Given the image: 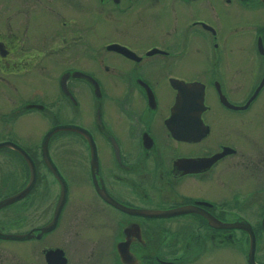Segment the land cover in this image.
I'll use <instances>...</instances> for the list:
<instances>
[{"label":"flooded vegetation","instance_id":"1","mask_svg":"<svg viewBox=\"0 0 264 264\" xmlns=\"http://www.w3.org/2000/svg\"><path fill=\"white\" fill-rule=\"evenodd\" d=\"M1 145L0 264H262L264 0H0Z\"/></svg>","mask_w":264,"mask_h":264},{"label":"water","instance_id":"2","mask_svg":"<svg viewBox=\"0 0 264 264\" xmlns=\"http://www.w3.org/2000/svg\"><path fill=\"white\" fill-rule=\"evenodd\" d=\"M52 132L48 133L45 140H44V144H43V151H44V156H45V160H46V163L48 164V166L50 167V169L53 170V172L56 173L53 165H51L50 163V160L48 159V156H47V150H46V143H47V140H49L50 136H51ZM4 145H1V147H3ZM33 167H32V174H31V180H30V184L20 193L12 196L11 198H8L6 200H4L3 202L0 203V208L3 207V206H6V205H9V204H12L14 202H17L19 201L20 199H22L30 190L31 188V185L34 181V171H33ZM54 173V174H55ZM56 177L59 179L60 176L56 173L55 174ZM60 180V179H59ZM65 198H66V189L65 187H63L62 191H61V194H60V199H59V205H58V209L57 211L60 210L62 204L64 203L65 201ZM214 228H221L217 225H212ZM53 228V227H52ZM226 228H239V229H242L243 231H245L246 233H248L250 235V241H251V244H250V250H249V253H248V263L249 264H255L254 263V259H253V254H254V250H255V243H254V234H253V230H252V227L248 226V225H239L238 227H226ZM263 228V232H264V226L262 227ZM0 238H3V239H6V240H24L26 239L27 237H19V236H15V235H6V234H2L0 235Z\"/></svg>","mask_w":264,"mask_h":264},{"label":"rangeland","instance_id":"3","mask_svg":"<svg viewBox=\"0 0 264 264\" xmlns=\"http://www.w3.org/2000/svg\"><path fill=\"white\" fill-rule=\"evenodd\" d=\"M62 154V155H64L65 153H69V159H71V157L72 156H74L73 157V160L75 159V157H76V155L75 154H77L78 153V145H77V143L75 142V143H71V144H69V147L66 149H63V146L62 145H59V146H55V145H52V147L50 148V154L52 155V157H57V155L58 154ZM69 164H71V163H69ZM65 169H66V171L68 170V168H66L65 166H63ZM12 170L10 169V168H8V170L6 169L5 170V173L9 176V174H12V172H11ZM47 179H48V181H49V183H50V197H49V199H51L52 200V198L55 196V194H56V191H55V186H53V184H55V182L50 178V177H47ZM52 185V186H51ZM52 191V192H51ZM75 192H76V189L74 188V190H73V193L75 194ZM72 193V194H73ZM262 238V237H261ZM263 239V238H262ZM264 242H262V246H260V248H259V250L258 251H260V253H263L264 254V244H263ZM230 251H233V249H229ZM231 256V255H230ZM242 256H240V258H239V261H240V263H242ZM260 262L262 263V264H264V257L262 256V254H260ZM242 264H246L245 262H243Z\"/></svg>","mask_w":264,"mask_h":264}]
</instances>
